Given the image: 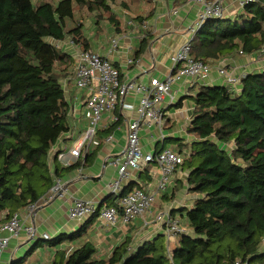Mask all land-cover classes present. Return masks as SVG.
Segmentation results:
<instances>
[{"label":"trees","instance_id":"16d2710c","mask_svg":"<svg viewBox=\"0 0 264 264\" xmlns=\"http://www.w3.org/2000/svg\"><path fill=\"white\" fill-rule=\"evenodd\" d=\"M116 2L0 0V223L46 195L55 177L90 163L104 138L122 123L120 118L98 130L92 153L88 148L73 166L59 162L62 150L53 153L59 140L75 130L63 84L67 78L69 89L75 88L69 79L73 58L54 40L71 37L89 49L83 22L87 13L95 19L97 38L105 21L118 32L122 19L114 10ZM138 2L124 5L137 11ZM145 45L144 39L136 56ZM259 52L264 53V0L247 4L234 19L208 20L192 39V56L211 65ZM192 98L187 128L192 139L187 144L178 139L179 146L171 148L185 155L179 167L187 174L182 187L187 184L196 195L191 207L172 210L185 218L189 231L178 234L173 246L164 232L134 249L135 240L127 236L100 256L93 229L100 221L94 215L78 230L48 241L57 248L51 264H264V72L247 73L236 90L200 85ZM143 173L152 178L150 168ZM136 188L146 187L132 182L123 194ZM177 192L167 194V200ZM114 202L111 194L99 207Z\"/></svg>","mask_w":264,"mask_h":264},{"label":"crops","instance_id":"0c3cea01","mask_svg":"<svg viewBox=\"0 0 264 264\" xmlns=\"http://www.w3.org/2000/svg\"><path fill=\"white\" fill-rule=\"evenodd\" d=\"M130 1L117 0L115 3L114 10L122 19V25L118 32H116L111 23L105 21L108 22V34L107 36L106 34L103 35L104 26L102 25L103 32L97 38L96 26L90 31L91 27L89 28L85 23L86 34L91 41V47L89 49L101 55L109 56L120 69L124 79H137L138 81L147 82L151 76L164 78L172 66V54L184 42L193 37L189 29L196 21L199 6L193 0H139L135 9L138 7L136 10L140 8L141 10L140 12H135V10H130L124 5V2ZM224 6L226 16L230 17L232 12L239 6L238 0H224ZM119 7L122 10L118 11ZM174 9L177 10L176 14L173 13ZM137 16H143L144 18L142 20L148 22L147 29H135L133 26L128 25L129 20L132 18L136 19ZM136 20L138 22L142 21L140 19ZM92 23L94 24V22ZM118 35L121 36L120 47L118 51L110 54V41ZM144 39L146 40L145 48L139 56H136V49ZM66 49L68 51V47ZM129 57L134 60L136 59L135 62L127 64L126 59ZM234 59L236 60L234 67L238 74L249 73L260 68V63L253 60L252 55ZM225 62V59L220 60L214 66L226 64ZM69 77L74 83L72 73ZM63 80L71 103V115L75 118V130L67 133L59 140L53 149V153L59 150L68 151L73 147L86 131L82 129H85L84 127H86L88 120L84 115L86 111L85 99L87 90L78 89L75 85L74 90H71L68 87V79L63 78ZM209 83V85L223 84V78L219 75L217 67H214L211 71ZM200 85L198 83L190 87L187 91H185L183 82H178L173 85L174 98L171 100L170 96H166L164 102L161 103L165 113L164 127L162 130L165 137L162 139L161 131L157 125L151 124L143 126L141 130V142L145 150L158 151L163 148L175 147L169 146L166 143L167 140L183 139L186 144L191 141L192 136L189 135L187 128L192 121L194 109L192 96L196 94L197 88ZM138 100L136 94L130 93L124 100L120 101L114 111L104 113L98 125L97 132L98 130L102 132L110 126L116 125L115 123L117 121L114 122L110 118L112 114H120L122 118V123L119 126L116 125L109 134L112 136V139L107 140L109 136L104 138L103 145L91 156L92 160L90 163L74 166L67 173L64 172L60 178L66 183L67 191L52 200L41 202L34 218H23L25 224H31L33 222L37 227L39 235L49 233L52 238L63 233L70 234L78 230L87 220L77 221L69 217V208L72 199L94 200L100 204L112 194L108 188V183L117 176V166L112 163V160L122 156V151L126 145L127 121L137 115L136 107ZM127 106H133V108ZM70 138H73V141ZM86 147H83V152L87 151ZM88 148L91 149L92 153L93 149L91 144ZM83 157L85 155L79 159L81 160ZM77 161L69 166L75 165ZM59 162L64 166L61 161ZM147 168H150L151 179L148 180L147 175L143 172H134L133 178L130 179L127 185L132 182L136 185L143 184L146 188L154 185L158 175V168L155 164H149ZM186 176L185 170L182 168L177 170L172 177L167 191L158 198L152 212L145 215L146 219L151 220L154 214L164 209L177 210L193 205L196 195L189 192L186 186L187 184H185L184 188L182 187V184L186 181ZM176 189H178L177 196L173 200H167L166 195ZM48 195L49 192L43 197L47 198ZM21 213L24 214V210ZM176 215L180 216V213ZM142 220L139 218L133 224L126 227L122 225L112 227L104 225L101 222L98 223L93 229L94 237L99 247V255L109 254L127 236L133 237L135 240L133 245L134 249L163 232L160 227L157 228L153 224L145 225ZM185 221L183 217L184 225ZM1 225L2 223H0ZM0 234L8 235L6 231L1 230V227ZM48 241L43 238L31 239L24 230L18 237L12 238L8 248L2 254L0 264H13L20 261L22 262L19 264H51L57 248L48 246ZM261 251H264V245Z\"/></svg>","mask_w":264,"mask_h":264},{"label":"built area","instance_id":"2783aa9c","mask_svg":"<svg viewBox=\"0 0 264 264\" xmlns=\"http://www.w3.org/2000/svg\"><path fill=\"white\" fill-rule=\"evenodd\" d=\"M198 6L196 21L189 31L193 37L200 31L208 20L226 18L224 0H193ZM258 0H238L240 7L254 3ZM173 13H177L174 9ZM128 25L135 29H147L148 22H138L135 18L129 20ZM184 42L172 56V66L166 77L151 76L147 82L137 79H124L120 69L114 64L109 56L101 55L91 49H82L71 37L64 40H54L57 46L68 51L73 58L72 79L78 89H86L85 108L90 121L89 126L82 138L76 142L68 151H60L58 160L64 165H71L81 156L85 155L83 147L95 142L98 125L104 113L116 109L120 101L124 100L130 93L138 96L136 107L137 115L127 121L126 145L121 157H116L112 163L117 166V176L108 183V188L115 197V202L110 206L99 207L100 204L94 200L81 198L72 199L69 208V217L73 220L84 221L94 215L98 220L108 226H130L139 218L143 219L145 225L153 224L160 227L168 243L180 233L188 232L183 219L175 216L171 209H164L154 214L151 220L145 215L152 212L158 198L167 191L174 174L185 161V155L171 148H163L158 151L145 150L141 142V130L145 125H157L161 131L162 139L165 113L161 106L166 96L174 98L173 85L183 82L185 91L200 83L209 85V77L214 67H217L219 75L223 78V84L236 90L247 73L238 74L235 70V59L227 58L226 64L217 66L197 60L192 56V39ZM121 36L111 39L109 53L118 51ZM67 50V49H66ZM253 60L260 63L261 72H264V53L259 52L252 55ZM135 60L127 58L126 63L132 64ZM233 64V65H232ZM258 69V70H259ZM133 108V106H127ZM111 120L116 122L121 118L120 114H112ZM110 135L107 140H111ZM149 164H155L158 168L156 183L150 188H136L123 194L124 188L133 178L134 172H144ZM67 191V185L60 177H55L54 184L49 190L47 198L42 197L36 202L29 204L21 212L15 213L9 220L2 223L1 230L8 235L0 234V260L2 254L8 248L12 238H16L22 231H26L29 238L46 240L52 239L49 233L40 234L33 222L25 224L23 218H34L40 203L52 200L63 195ZM233 264H249V261L237 260Z\"/></svg>","mask_w":264,"mask_h":264},{"label":"rangeland","instance_id":"374dc122","mask_svg":"<svg viewBox=\"0 0 264 264\" xmlns=\"http://www.w3.org/2000/svg\"><path fill=\"white\" fill-rule=\"evenodd\" d=\"M34 1V3H37V1H39V0H33ZM56 1V0H55ZM243 9H244V7H240V6H237V8L232 12V15L230 16V18H232V19H234L235 17H236V15L237 14H239V13H242V11H243ZM120 10H122L121 9V7H119L118 8V11H120ZM140 10H141V8L140 9H138L137 11H135V12H140ZM83 21L87 24V26H89V28L91 27V29H90V31L92 30V29H94V26H95V19L92 17V16H90V15H88V13L87 14H85V16H84V18H83ZM92 22H94V24L92 23ZM103 26H104V34L103 35H105L106 34V36H107V34H108V32H107V30L109 29V27H108V22H104L103 23ZM259 71H261V69H259ZM179 142H181L180 140L178 141V140H167V144L170 146H179ZM175 239H172L171 240V245L173 246L174 245V241ZM45 242V241H44ZM45 244V243H44Z\"/></svg>","mask_w":264,"mask_h":264}]
</instances>
